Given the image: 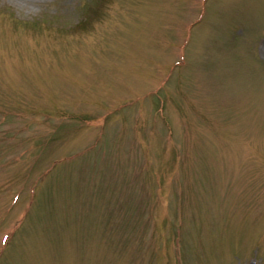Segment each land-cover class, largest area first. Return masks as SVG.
Masks as SVG:
<instances>
[{
  "label": "rangeland",
  "instance_id": "rangeland-1",
  "mask_svg": "<svg viewBox=\"0 0 264 264\" xmlns=\"http://www.w3.org/2000/svg\"><path fill=\"white\" fill-rule=\"evenodd\" d=\"M0 264H264V0H0Z\"/></svg>",
  "mask_w": 264,
  "mask_h": 264
}]
</instances>
